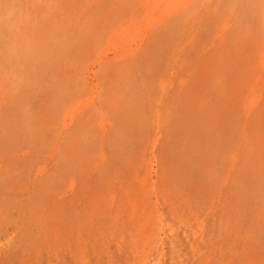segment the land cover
<instances>
[{
  "label": "rangeland",
  "instance_id": "374dc122",
  "mask_svg": "<svg viewBox=\"0 0 264 264\" xmlns=\"http://www.w3.org/2000/svg\"><path fill=\"white\" fill-rule=\"evenodd\" d=\"M0 264H264V0H0Z\"/></svg>",
  "mask_w": 264,
  "mask_h": 264
},
{
  "label": "bare ground",
  "instance_id": "6f19581e",
  "mask_svg": "<svg viewBox=\"0 0 264 264\" xmlns=\"http://www.w3.org/2000/svg\"><path fill=\"white\" fill-rule=\"evenodd\" d=\"M72 152V151H71ZM69 162V161H68Z\"/></svg>",
  "mask_w": 264,
  "mask_h": 264
}]
</instances>
